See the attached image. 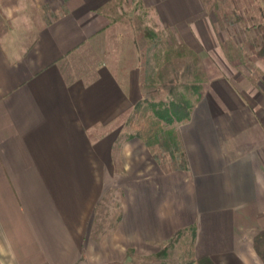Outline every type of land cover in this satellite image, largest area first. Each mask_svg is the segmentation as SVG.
I'll return each mask as SVG.
<instances>
[{
  "label": "crops",
  "instance_id": "obj_1",
  "mask_svg": "<svg viewBox=\"0 0 264 264\" xmlns=\"http://www.w3.org/2000/svg\"><path fill=\"white\" fill-rule=\"evenodd\" d=\"M95 1L44 0L66 12L25 44L31 0H0V264H128L189 232L192 264H264L254 249L264 88L201 97L175 128L185 168L170 167L168 154L126 132L144 98L140 76L123 81L109 60L88 56L108 26ZM248 27L251 45L261 36ZM253 56L252 70H264ZM114 194L118 218L106 228L101 209Z\"/></svg>",
  "mask_w": 264,
  "mask_h": 264
},
{
  "label": "rangeland",
  "instance_id": "obj_2",
  "mask_svg": "<svg viewBox=\"0 0 264 264\" xmlns=\"http://www.w3.org/2000/svg\"><path fill=\"white\" fill-rule=\"evenodd\" d=\"M43 1L37 0L36 3L31 0L27 13L32 20L29 27L23 26L18 30L21 35L19 42L28 44L27 35L33 41L37 28L66 12L65 7L55 12L48 4L40 5ZM95 2L98 3L95 11L105 18L104 24L108 26L98 39L95 54L88 56L96 58V61L109 60L123 81L130 83L131 77L138 74L144 96L142 102L147 95L150 101L157 103L181 95L182 99L194 103L198 95L209 98L224 92V95L232 94L235 88L246 98L254 83H260L264 88V70H252L253 65L248 63V57H254L248 50V33L244 31V35L239 31L241 27L257 26L258 30L251 29V35L258 33L261 36L264 32V0ZM5 24L7 28V22ZM148 32L157 38H149L146 35ZM187 68H190L189 71ZM172 80H177V90L170 95ZM186 85L196 86L198 93L186 90ZM136 121L128 120L127 134L136 133L133 127ZM164 131L167 134L163 138L172 132L169 127H165ZM126 137L123 135V138ZM242 137L246 139L247 135ZM177 139L181 142L179 134ZM154 150L160 151L157 146ZM168 162H171L170 159ZM113 197L112 203L101 209L104 212L102 224L106 228L109 224L114 226L118 218L119 200L116 194ZM110 210L111 219L107 213ZM192 247L193 238L189 232L163 246L156 255L134 257V261L128 264H192Z\"/></svg>",
  "mask_w": 264,
  "mask_h": 264
},
{
  "label": "trees",
  "instance_id": "obj_3",
  "mask_svg": "<svg viewBox=\"0 0 264 264\" xmlns=\"http://www.w3.org/2000/svg\"><path fill=\"white\" fill-rule=\"evenodd\" d=\"M248 28L244 31L247 33ZM7 32L6 24L3 18L0 16V37ZM244 32V33H245ZM151 39H156L157 37L152 33L148 32L146 34ZM249 45V42H248ZM251 50L253 55L258 59L264 61V32L261 33L260 40L253 41L251 45L248 46V50ZM249 50V51H250ZM190 68H187L189 71ZM177 80L170 81L169 94H175L177 90ZM188 91H193V93H198L199 89L196 86L184 87ZM192 93V92H191ZM196 102L191 103L182 99V96H171L166 102H153L150 101L147 95L144 102L140 103L135 108V112L132 116V120L136 121L135 134L130 135L131 138H138L145 142L149 147H158L162 153L168 154L171 160V167L174 169H184L186 165V156L182 151L181 142L177 139V134L175 135V128L191 117L193 109L201 100L200 95H198ZM169 127L172 132L168 133V137L163 138L167 134L164 129ZM174 131V132H173ZM167 139V140H165ZM182 152V154H180ZM159 160L158 157H156ZM254 249L257 256L264 263V231L260 232L254 240ZM199 264H212L208 259L199 260Z\"/></svg>",
  "mask_w": 264,
  "mask_h": 264
}]
</instances>
